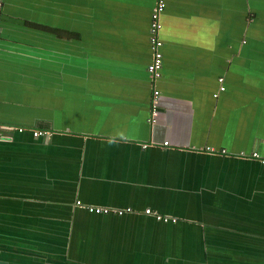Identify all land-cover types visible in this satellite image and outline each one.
I'll return each instance as SVG.
<instances>
[{"label": "crops", "instance_id": "crops-1", "mask_svg": "<svg viewBox=\"0 0 264 264\" xmlns=\"http://www.w3.org/2000/svg\"><path fill=\"white\" fill-rule=\"evenodd\" d=\"M153 2L2 0L0 264H264V0H164L150 124Z\"/></svg>", "mask_w": 264, "mask_h": 264}, {"label": "built area", "instance_id": "built-area-1", "mask_svg": "<svg viewBox=\"0 0 264 264\" xmlns=\"http://www.w3.org/2000/svg\"><path fill=\"white\" fill-rule=\"evenodd\" d=\"M2 6V0H0V10ZM164 8V1L163 0H154L152 6L149 10V28H148V46H149V52H150V59L148 64L146 65V72L149 76V81L152 84L151 87V93H150V99H149V115H148V123H152L154 121V117L157 114V98H158V90L153 86V83L160 77L161 73V65H162V54L160 51L161 47V40L159 36L160 31V15ZM222 79L220 77L217 78V82L219 83L218 90H222L223 86L221 85ZM11 131H22L21 127H14L9 125H0V137L1 132L2 133H9ZM32 137L37 136H47L48 131L41 130V129H34L31 130ZM162 145H166V141L162 142ZM145 144H142L141 147H145ZM207 151L212 152V148L207 147L205 148ZM223 152V151H221ZM240 156H243L242 153H239ZM250 158L256 159L261 164L264 165V156H260L255 151L251 152L249 154ZM75 203L78 205L80 204L79 201H75ZM88 212L96 213V214H114V215H121L126 212H131L132 210L130 208H112V207H101V206H95V205H82ZM142 213L144 215H148L153 217L156 220L159 221H173L174 219L171 217H168L166 215H161L156 209L151 208H144L142 210Z\"/></svg>", "mask_w": 264, "mask_h": 264}, {"label": "water", "instance_id": "water-1", "mask_svg": "<svg viewBox=\"0 0 264 264\" xmlns=\"http://www.w3.org/2000/svg\"><path fill=\"white\" fill-rule=\"evenodd\" d=\"M164 1V0H163ZM164 5H165V2H164ZM164 9V8H163ZM161 16V15H160ZM160 25H161V22H160ZM148 28H149V21H148ZM160 31H161V27H160ZM160 31H159V35H160ZM160 40H161V38H160ZM161 42H162V40H161ZM161 46H162V44H161ZM148 48H149V46H148ZM160 51H161V47H160ZM150 53V52H149ZM162 54V53H161Z\"/></svg>", "mask_w": 264, "mask_h": 264}]
</instances>
